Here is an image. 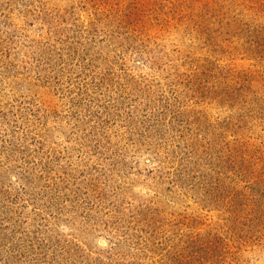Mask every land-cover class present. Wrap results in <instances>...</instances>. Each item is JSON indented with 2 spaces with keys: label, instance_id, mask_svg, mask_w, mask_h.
<instances>
[{
  "label": "rangeland",
  "instance_id": "374dc122",
  "mask_svg": "<svg viewBox=\"0 0 264 264\" xmlns=\"http://www.w3.org/2000/svg\"><path fill=\"white\" fill-rule=\"evenodd\" d=\"M0 264H264V0H0Z\"/></svg>",
  "mask_w": 264,
  "mask_h": 264
}]
</instances>
